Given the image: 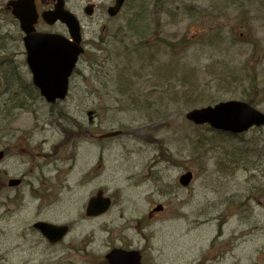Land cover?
<instances>
[{
    "label": "rangeland",
    "instance_id": "rangeland-1",
    "mask_svg": "<svg viewBox=\"0 0 264 264\" xmlns=\"http://www.w3.org/2000/svg\"><path fill=\"white\" fill-rule=\"evenodd\" d=\"M9 1L0 0V264H108L116 246L141 250L144 264H264V127L223 133L186 117L256 89L264 112V0H126L116 17L115 0H66L86 51L54 104L31 85ZM216 16L226 33L209 41L199 30ZM38 29L69 34L61 22ZM259 42L255 66L246 58ZM14 177L21 187L8 186ZM100 189L113 205L88 217ZM37 220L71 231L52 245Z\"/></svg>",
    "mask_w": 264,
    "mask_h": 264
},
{
    "label": "water",
    "instance_id": "water-1",
    "mask_svg": "<svg viewBox=\"0 0 264 264\" xmlns=\"http://www.w3.org/2000/svg\"><path fill=\"white\" fill-rule=\"evenodd\" d=\"M125 0H116V4L109 8V14L115 16L121 10ZM13 14L21 21L26 31L25 44L28 51V62L33 72L34 83L43 96L50 103L58 99H65L69 89V79L73 73L79 55L83 49L78 45L81 42V27L77 17L65 9V0H58L54 11L44 13L49 23L61 20L70 29L76 43L57 34L37 33L35 23L38 13L34 0H12ZM88 15L93 13V6H87ZM91 114V113H90ZM187 118L197 124L208 123L212 127L232 133H243L253 126L264 125V113L247 102L231 100L221 102L215 106L196 108L187 114ZM4 153L0 152V159ZM193 178L192 172L181 176V184L187 186ZM20 180H11L10 185L19 184ZM111 206V199L103 197L100 191L93 197L87 207L88 216H97L106 212ZM159 206L156 210H161ZM51 243L61 241L69 231L68 225H54L47 222H38L34 225ZM109 264H142L138 251L114 249L108 255Z\"/></svg>",
    "mask_w": 264,
    "mask_h": 264
},
{
    "label": "trees",
    "instance_id": "trees-1",
    "mask_svg": "<svg viewBox=\"0 0 264 264\" xmlns=\"http://www.w3.org/2000/svg\"><path fill=\"white\" fill-rule=\"evenodd\" d=\"M207 28H203V34L201 33V35H206L209 37V41H213L214 39H216L218 36H221L218 32H216L215 34L211 35L210 32L209 33H205ZM204 35V36H205ZM262 50V48L258 47V45H256L254 48H253V52L250 54V56H248L246 59H247V62H251L252 64H254L255 66H259L260 64V51ZM252 84H254L256 86V88H259L258 86V83L256 81V79L252 82ZM255 87H251L252 90L256 89ZM258 89H256V91L246 95L245 97V100L249 101L251 104H257V100L254 98L255 97V94L258 95Z\"/></svg>",
    "mask_w": 264,
    "mask_h": 264
},
{
    "label": "flooded vegetation",
    "instance_id": "flooded-vegetation-1",
    "mask_svg": "<svg viewBox=\"0 0 264 264\" xmlns=\"http://www.w3.org/2000/svg\"><path fill=\"white\" fill-rule=\"evenodd\" d=\"M53 2H54L53 0H37L38 7L42 6V10H41V12H44V11L49 10V9L52 10L53 7H54V3H53ZM45 4H48V6L45 7ZM108 8H109V7H108ZM108 8H107V14H108ZM96 9H97V8H94V14H95V12H96ZM39 10H40V9H39ZM114 17H115V16H114ZM42 23H45V24H47V25H49V26H53V25H56L58 22H56V23H54V24H49L48 21L44 19L43 15H42V13H41V14H40V18H39V20H38V22H37V24H36V28H37V30H38L39 32H50V31H47V30H40V29H38L39 25L42 24ZM57 33H58V32H57ZM82 44L85 45V44H84V41H83ZM16 178H17L18 180H21L20 184H19L17 187H21V186L23 185V183H24V178H23V177H16Z\"/></svg>",
    "mask_w": 264,
    "mask_h": 264
},
{
    "label": "bare ground",
    "instance_id": "bare-ground-1",
    "mask_svg": "<svg viewBox=\"0 0 264 264\" xmlns=\"http://www.w3.org/2000/svg\"><path fill=\"white\" fill-rule=\"evenodd\" d=\"M112 175H114V174H112Z\"/></svg>",
    "mask_w": 264,
    "mask_h": 264
}]
</instances>
